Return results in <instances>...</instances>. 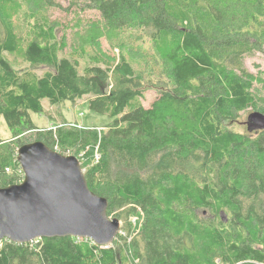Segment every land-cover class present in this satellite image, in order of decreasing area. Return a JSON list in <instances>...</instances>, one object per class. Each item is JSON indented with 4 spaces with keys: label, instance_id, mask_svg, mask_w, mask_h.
Returning <instances> with one entry per match:
<instances>
[{
    "label": "trees",
    "instance_id": "1",
    "mask_svg": "<svg viewBox=\"0 0 264 264\" xmlns=\"http://www.w3.org/2000/svg\"><path fill=\"white\" fill-rule=\"evenodd\" d=\"M19 5L0 0V117L12 134L0 140V189L24 181L18 149L40 141L79 159L109 217L137 220L107 247L0 240V264H264V130L229 126L264 114V72L245 67L264 55V0H73L83 45L71 52L67 33L34 11L21 35ZM86 11L97 18L84 22ZM103 37L118 54L96 50ZM43 66L51 70L40 75ZM148 78L158 98L145 108ZM82 99L109 119L104 129L34 125L44 100ZM33 131L35 140L22 138Z\"/></svg>",
    "mask_w": 264,
    "mask_h": 264
},
{
    "label": "water",
    "instance_id": "2",
    "mask_svg": "<svg viewBox=\"0 0 264 264\" xmlns=\"http://www.w3.org/2000/svg\"><path fill=\"white\" fill-rule=\"evenodd\" d=\"M248 130H264V114L253 112ZM24 181L0 189V240L25 244L42 238L74 237L110 246L122 224L108 216V200L92 192L76 156L43 142L18 149Z\"/></svg>",
    "mask_w": 264,
    "mask_h": 264
},
{
    "label": "rangeland",
    "instance_id": "3",
    "mask_svg": "<svg viewBox=\"0 0 264 264\" xmlns=\"http://www.w3.org/2000/svg\"><path fill=\"white\" fill-rule=\"evenodd\" d=\"M72 1L73 0H43L42 4L40 6H37L32 4L31 0H19L20 3L19 5L20 7L18 9L19 11L16 10V15H15L17 17L15 19V22L17 23V29L19 33L23 36H27L28 33L27 24L29 17L26 14H30L32 11H34L35 14L39 16L44 15L45 16L44 19L47 18L50 21H53L54 23L57 24L58 27L57 32L59 37L64 36V34L67 33L66 38L68 40L70 52L75 49L72 48L75 45L79 47L82 46L83 36L81 34L79 35L77 34L80 28H76V27L72 28V25L74 23V16L72 13H69L68 11V8L72 5ZM81 2L82 4H84V0H81ZM47 4L49 5L59 4L60 7L67 9L63 10L62 8H59L57 6H52L49 8ZM82 15L84 17L82 18L84 22H86L89 19L95 20V18H97L95 17L96 12L94 11H86ZM95 47L99 53H104L107 56H113L114 53L115 55L119 53L118 50H114L113 53L110 42L105 37L101 38L99 46H95ZM85 48L87 49V51L91 49V47H85ZM8 58L13 62L14 66L17 69H25L29 67V65H27L23 61L24 59L22 55H10L8 56ZM83 64L85 63L83 62ZM245 67L248 69L249 72L255 75H257L259 72H264V55L262 53H257L254 57L246 58ZM155 68L157 70L158 67L155 66ZM47 70H51V68L43 66V67H39L35 71L41 75ZM160 70L161 67L159 66L158 71ZM145 73L148 74V71H146ZM146 84L147 86L144 91V98L142 99V104L145 108H150L151 105L158 98V94L156 93V90L152 88L153 84L150 83L149 78ZM43 106L45 108V112L43 114L31 113V116L34 125H36L39 128V130L44 132L49 130L56 131L58 128H64V129L77 128L80 130H84V129L87 130L88 127H98L99 130H102L104 129V126L109 122V119L107 117L97 115L91 112L88 108L86 99L77 101V103L75 104H71L67 102L61 106H51L49 101L44 100ZM252 113L253 112L251 110L248 112L241 113L238 122H235L229 126L243 133L248 132L249 131L248 130L249 124L247 125L248 118ZM36 132L37 131L28 132L26 133V136H22V138H32V140H35L37 137L35 135ZM11 139H12V134L10 129L8 128L4 119L0 117V140H4L8 142L11 141ZM56 149L58 150V148ZM64 155L70 156L72 155V152H67ZM84 171L86 170L84 169ZM136 220H137L136 218H130L127 221L135 222ZM120 221L122 227H124L127 221L123 219ZM110 246H113V244Z\"/></svg>",
    "mask_w": 264,
    "mask_h": 264
},
{
    "label": "built area",
    "instance_id": "4",
    "mask_svg": "<svg viewBox=\"0 0 264 264\" xmlns=\"http://www.w3.org/2000/svg\"><path fill=\"white\" fill-rule=\"evenodd\" d=\"M78 239H82V238H78ZM103 247H107V246H103Z\"/></svg>",
    "mask_w": 264,
    "mask_h": 264
}]
</instances>
